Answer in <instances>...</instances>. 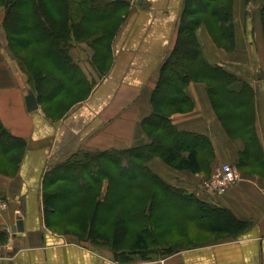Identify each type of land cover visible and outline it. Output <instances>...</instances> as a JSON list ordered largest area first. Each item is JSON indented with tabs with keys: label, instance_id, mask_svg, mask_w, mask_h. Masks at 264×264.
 <instances>
[{
	"label": "trees",
	"instance_id": "obj_1",
	"mask_svg": "<svg viewBox=\"0 0 264 264\" xmlns=\"http://www.w3.org/2000/svg\"><path fill=\"white\" fill-rule=\"evenodd\" d=\"M118 6L125 10L128 2L84 0L79 9L68 0H0L9 49L18 56L28 87L49 117L60 119L89 97L90 90L74 78L79 65L70 50L80 44V24L107 22L112 19L108 9ZM261 12L264 33V6ZM120 24L121 20L111 26V37ZM213 24L221 47L234 51V0L184 1L174 50L163 63L151 96L153 113L142 123L149 142L123 150L81 151L55 165L43 182L48 227L73 234L69 227L74 226L80 240L110 246L121 261L150 253L151 245L158 247L156 237L166 215L174 211L185 221H198L214 235L238 236L248 229L229 210L167 183L149 167L151 160L160 158L177 171L196 175L208 166L204 153L214 161L208 136L179 131L171 120L174 114L194 110V100L186 89L191 83H204L227 134L244 143L238 165L264 169L252 86L243 82L241 90L234 89L240 79L224 67L210 64L202 51L198 29L204 26L214 37ZM64 101L70 102L59 110ZM26 148L27 142L13 136L0 121V156L8 158L14 170L19 169ZM8 239L0 231V244Z\"/></svg>",
	"mask_w": 264,
	"mask_h": 264
},
{
	"label": "crops",
	"instance_id": "obj_2",
	"mask_svg": "<svg viewBox=\"0 0 264 264\" xmlns=\"http://www.w3.org/2000/svg\"><path fill=\"white\" fill-rule=\"evenodd\" d=\"M129 1L133 11L116 38L109 74L61 119L49 117L41 104L37 111H27L25 93L31 89L26 75L7 53L5 31H0V121L13 136L27 142L16 174L0 171V231L9 238L0 244V264H122L108 245L90 246L89 240H74L76 236L48 227L43 182L48 171L78 152L123 150L149 142L142 123L153 113L151 96L160 67L175 47L185 0H144L141 5L138 0ZM263 6L264 0H234L236 46L232 52L216 47L204 26L197 34L206 60L240 79L234 89L241 90L243 82L252 86L255 128L264 153V78L258 77L264 74ZM72 49L70 56L77 62L82 55L76 47ZM186 92L194 100V110L172 115V123L179 131L210 138L215 168L223 163L238 164L244 143L223 128L206 85L191 83ZM149 167L167 183L187 191L205 175L177 171L160 158L151 160ZM241 174L242 180L226 194L203 199L229 210L248 229L238 236L209 233L210 244L184 249L166 257L165 262L264 264V169L248 166ZM19 221L23 222L22 232Z\"/></svg>",
	"mask_w": 264,
	"mask_h": 264
},
{
	"label": "rangeland",
	"instance_id": "obj_3",
	"mask_svg": "<svg viewBox=\"0 0 264 264\" xmlns=\"http://www.w3.org/2000/svg\"><path fill=\"white\" fill-rule=\"evenodd\" d=\"M68 1L71 4L77 5L79 9L84 3V0H68ZM104 1H107L108 3H110L111 1H126L128 2V8L122 10L119 6L111 7L110 9H108V14L107 12L106 14L109 16L112 15V19L109 18L107 22H94V23L85 22L80 24L79 29L81 33L79 35L80 36L79 45H82V47L80 48L78 45L76 46V48L78 49L82 57L79 58L77 62H75L79 65V67H77L76 73H74V78L76 81L78 80L82 81L84 89L90 90V95L93 92V90L97 87L99 82L109 74L112 65L114 63L116 38L120 34L121 28L130 19L129 15L133 11L132 9L133 5L129 0H104ZM3 20H4V9L0 7V31L2 32L5 31L4 34L5 41L8 48L7 53L9 52L10 57L13 60H15L16 63H18L19 68L21 69V66L18 62L20 61L18 56L13 54L12 51L9 49L8 34L3 25ZM120 20H121V24L119 30L114 36L111 37V35H109V29L111 28V26H113V24L117 25ZM179 25H180V20L178 24V29H179ZM211 27H212V31L215 33L214 37H212L209 32L208 33L211 36L214 45L218 48H223L221 47L222 45L219 43L220 41L216 40V38L219 37L216 36L218 34L216 33L215 25L213 24V26ZM173 50L171 51V53L173 52ZM70 51L71 53H74V49H71ZM171 53L169 54V56L171 55ZM166 60L167 59H165L163 63ZM160 70L158 72V79H159ZM72 91H75V89L71 90V92ZM68 102L70 101L62 102L59 106V110L64 109L65 106L68 105ZM62 117H60V119ZM240 135H243L241 131H240ZM208 153L210 152L208 151ZM203 156L206 164L208 163V166H206L205 175L200 179L199 183L195 187L190 188L189 192L195 193L198 190L200 184L209 178L211 172L216 167V165H213L214 161H212L211 157H209L207 153H204ZM238 164H236V166L238 167L240 172H242L244 167H240ZM250 167L256 168L257 166L251 165ZM17 169L14 170V167L11 164H9L8 158L0 156V171L14 176L18 171ZM161 228H162L161 231L158 233L156 237L157 242L155 243L158 245V247L151 245L152 249L150 253L134 254L133 257L129 258L132 261L122 260L121 261L122 264H133L144 261H156L158 264H162L163 261L167 259L166 257L172 254L181 252L182 250L188 248L205 246L212 242V235H210L206 231L203 225H201L198 221L197 222H193L191 220L185 221L184 216H182L180 212L176 213L174 211L173 213L171 212L167 214L165 217V223ZM69 229L71 230V233L73 232L72 236H76L75 233L77 230H75V227L71 226L69 227ZM54 230L59 233L63 232V230L61 229H54ZM72 239L77 240V236L76 238L72 237ZM87 244H89L90 246H94L93 243H87ZM165 263L169 264L167 262Z\"/></svg>",
	"mask_w": 264,
	"mask_h": 264
},
{
	"label": "built area",
	"instance_id": "obj_4",
	"mask_svg": "<svg viewBox=\"0 0 264 264\" xmlns=\"http://www.w3.org/2000/svg\"><path fill=\"white\" fill-rule=\"evenodd\" d=\"M241 180L242 174L235 164L223 163L214 169L207 180L200 184L195 194L199 198L222 196ZM162 264H166L165 261Z\"/></svg>",
	"mask_w": 264,
	"mask_h": 264
},
{
	"label": "water",
	"instance_id": "obj_5",
	"mask_svg": "<svg viewBox=\"0 0 264 264\" xmlns=\"http://www.w3.org/2000/svg\"><path fill=\"white\" fill-rule=\"evenodd\" d=\"M143 1L144 0H138L137 4L141 5ZM258 77H259V79H262V78H264V74L261 72L260 76H258ZM25 104H26L27 111L30 112V113L31 112H35V111H37L39 109L38 98H37V96H36V94L34 92L27 91L25 93ZM18 227H19L18 228L19 231L22 232L23 231V228H22L23 227V222L22 221L18 222Z\"/></svg>",
	"mask_w": 264,
	"mask_h": 264
}]
</instances>
